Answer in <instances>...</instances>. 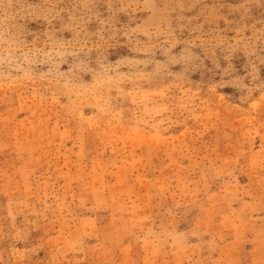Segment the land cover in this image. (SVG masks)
Returning a JSON list of instances; mask_svg holds the SVG:
<instances>
[{"label":"rangeland","instance_id":"rangeland-1","mask_svg":"<svg viewBox=\"0 0 264 264\" xmlns=\"http://www.w3.org/2000/svg\"><path fill=\"white\" fill-rule=\"evenodd\" d=\"M0 264H264V0H0Z\"/></svg>","mask_w":264,"mask_h":264}]
</instances>
